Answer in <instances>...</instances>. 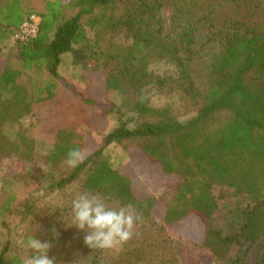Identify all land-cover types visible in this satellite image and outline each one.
Listing matches in <instances>:
<instances>
[{"label":"trees","instance_id":"1","mask_svg":"<svg viewBox=\"0 0 264 264\" xmlns=\"http://www.w3.org/2000/svg\"><path fill=\"white\" fill-rule=\"evenodd\" d=\"M23 2L0 0V162L13 158L23 167L6 175L1 189L0 264H20L23 257L3 237L11 215L22 223L31 220L29 234L48 240L49 254L61 264L79 258L88 264H169L154 261L152 251L166 237H180L172 232L175 226L190 222L201 231L192 244L215 260L235 250L228 264H264V255L250 263L251 245L264 238V26L256 21L253 0H46L41 12L26 10ZM33 13L40 16L36 35L14 40ZM10 39L14 43L1 51ZM67 53L99 84L102 79L103 94H82V100L104 107L118 124L91 152L93 130L56 131L45 167L34 176L43 197L64 198L42 213L38 196L15 205L13 185L33 175L36 161L35 140L20 122L35 103L54 96ZM43 74L46 82L39 85ZM152 89L187 101L194 114L181 119L170 107L151 106ZM111 92L120 105L109 99ZM9 126H17L12 135L4 131ZM113 143L148 159L163 181L158 194L136 195L131 176L104 154ZM73 148L81 158L70 166ZM82 190L111 207L131 204L138 223L151 225L154 241L130 238L104 261V249L89 248L82 232L65 227L63 213ZM220 203L224 209L218 213ZM159 208L161 220L155 215Z\"/></svg>","mask_w":264,"mask_h":264},{"label":"rangeland","instance_id":"2","mask_svg":"<svg viewBox=\"0 0 264 264\" xmlns=\"http://www.w3.org/2000/svg\"><path fill=\"white\" fill-rule=\"evenodd\" d=\"M214 1L218 2V0ZM45 2L46 0H24L23 3L26 10L33 8L41 12L44 9ZM252 5L257 12V23L264 26V0H253ZM169 11L170 9L167 7L163 15L168 17ZM13 43L14 40L10 39L3 45V50L1 51H7ZM59 73L61 79L54 88V96L48 100L35 103L32 112L20 122V126L25 128L27 133L35 140L36 161L33 165V175L26 176L13 185L17 195L15 205H19L31 195L38 196L41 199L38 206L42 213H46L47 206L60 204L64 198V194L43 197L40 190L41 183L34 176L35 172L37 173L39 169L45 167V158L56 131L68 126H83L86 129L93 130L94 132L90 134L92 143L87 145L86 151L91 152L101 147L104 135L118 124L116 115L107 116L104 107L89 105L82 100V94L86 97H93L95 95L100 97L103 94L102 89L100 91L98 89L103 86L102 79L100 81L101 84H99L95 74L82 70L81 67L75 65L70 53L62 56ZM29 75L24 77L26 82L32 78V74L30 73ZM38 78L37 83L39 85H43L46 82L45 74L40 75ZM150 95L151 106L155 108L170 107L174 114L181 119H187L194 114L189 103L177 96H172L165 92H157L155 89L151 90ZM108 97L117 105H120L119 96L115 92L109 93ZM16 128L17 126H9L4 131L12 135ZM104 154L112 167L131 176L136 195L158 194L160 192L161 185H163L162 179L152 170L148 159L141 156L137 149L130 148L125 150L121 145L113 143L105 149ZM22 169V165H18L13 158H6L0 162V201L3 197L1 189L6 175H13ZM71 191L74 192L73 189ZM68 192L70 190L66 194ZM223 206L224 204L220 203L218 213L222 212ZM162 214V208H159L155 215L157 219L161 220ZM7 221L8 230L4 231L3 237L4 239L10 238L12 251L24 256L25 249L22 247V240L29 235L31 220L22 223L17 216L11 215L8 216ZM188 224L191 225L175 226L173 228L172 232L175 235H180V237L173 236L172 238H167L165 235V240L156 245L152 251V259L154 261L169 264H228L230 262L235 250L226 260L217 261L208 250L194 246L191 241L199 242L201 231L192 222ZM66 225L65 227H68L69 230L81 232L74 226ZM133 237H145L154 241V235L151 232L149 222L144 224L137 223L133 228L130 238L133 239ZM129 239L117 247L104 249V261L108 258H113L116 253L124 250L128 245ZM263 255L264 238L251 245L250 263H253ZM149 256L151 260V251ZM74 264H88V262L79 258Z\"/></svg>","mask_w":264,"mask_h":264},{"label":"clouds","instance_id":"3","mask_svg":"<svg viewBox=\"0 0 264 264\" xmlns=\"http://www.w3.org/2000/svg\"><path fill=\"white\" fill-rule=\"evenodd\" d=\"M80 158L78 148L70 149L67 163L74 166ZM63 219L67 225L82 232L83 243L89 248L110 249L132 236L140 217L131 204L111 207L96 193L82 190L72 198ZM22 247L25 255L20 264H61L49 254L50 242L41 239L36 232L23 238Z\"/></svg>","mask_w":264,"mask_h":264},{"label":"built area","instance_id":"4","mask_svg":"<svg viewBox=\"0 0 264 264\" xmlns=\"http://www.w3.org/2000/svg\"><path fill=\"white\" fill-rule=\"evenodd\" d=\"M39 23V15L35 13L29 15L14 34L13 39L21 42L28 41L36 35L39 28Z\"/></svg>","mask_w":264,"mask_h":264}]
</instances>
